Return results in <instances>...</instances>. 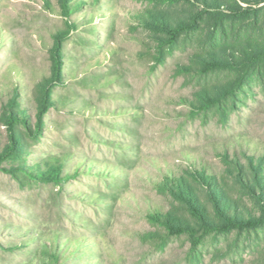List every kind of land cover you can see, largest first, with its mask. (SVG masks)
<instances>
[{"label": "rangeland", "instance_id": "374dc122", "mask_svg": "<svg viewBox=\"0 0 264 264\" xmlns=\"http://www.w3.org/2000/svg\"><path fill=\"white\" fill-rule=\"evenodd\" d=\"M72 5L0 0V145L4 102L18 88L34 115L58 45L65 83L54 88L34 155L85 168L65 188L31 186L0 170V242L33 240L16 252L0 249V264L39 263L31 261L36 245L58 242L75 252L62 264H260L243 240L230 247L234 234L194 248L186 236L157 237L146 214L169 206L155 186L163 172H180L194 157L222 168L217 151L235 140L264 154V88L227 126L212 114L192 116L181 100L191 89L173 74L187 53L179 49L160 64L154 34L137 21L148 0Z\"/></svg>", "mask_w": 264, "mask_h": 264}, {"label": "trees", "instance_id": "16d2710c", "mask_svg": "<svg viewBox=\"0 0 264 264\" xmlns=\"http://www.w3.org/2000/svg\"><path fill=\"white\" fill-rule=\"evenodd\" d=\"M74 1L83 0H59L69 10L74 9ZM148 2L137 21L154 34L155 60L166 64L179 49L187 53L173 74L191 89L189 97L181 98L189 114H212L223 126L229 125L255 98L257 89L264 88V0ZM60 52L56 45L52 74L38 85L33 116L23 106L18 88L3 106L7 140L0 145V170L31 186L65 188L85 170L83 162L72 171L57 156L36 160L34 155V148L44 140L45 116L56 103L54 88L65 83ZM217 157L222 168L194 157L180 172H163L155 186L169 206L152 208L146 217L160 229L157 237L186 236L194 248L209 237L229 239L234 234L230 247L239 249L243 240L244 250L254 252L253 260L264 264V154L246 152L242 142L235 140L218 150ZM31 241L0 242V249L16 252L18 245ZM43 244L34 248L31 261L39 260L34 264H62L75 254L64 248L65 243Z\"/></svg>", "mask_w": 264, "mask_h": 264}]
</instances>
